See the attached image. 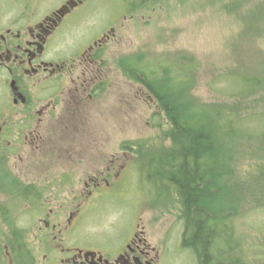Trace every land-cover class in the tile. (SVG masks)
Here are the masks:
<instances>
[{
    "label": "flooded vegetation",
    "instance_id": "1",
    "mask_svg": "<svg viewBox=\"0 0 264 264\" xmlns=\"http://www.w3.org/2000/svg\"><path fill=\"white\" fill-rule=\"evenodd\" d=\"M86 1L43 11L46 0H0V264H166L139 216L102 240L80 230L131 171L130 147L115 152V123L101 122L116 110L128 122L136 106L162 115L109 48L114 26L85 44L66 39Z\"/></svg>",
    "mask_w": 264,
    "mask_h": 264
},
{
    "label": "rangeland",
    "instance_id": "2",
    "mask_svg": "<svg viewBox=\"0 0 264 264\" xmlns=\"http://www.w3.org/2000/svg\"><path fill=\"white\" fill-rule=\"evenodd\" d=\"M64 1L46 0L42 9L54 10ZM136 1L140 0H87L74 15L77 23L67 33L66 39H77L85 44L98 38L107 26L112 25L116 37L109 48L115 52L116 59L125 57L130 69L137 71L136 76L140 79L145 70L154 74L149 79L145 78L148 85L143 84L152 98L156 96L148 87L156 92L161 87L164 91L160 92L171 98L177 94L173 89L182 86V79L189 76V89L182 87V90L187 89L184 94L186 100L192 103H187L188 106L206 107L213 111L222 105H235L241 112L249 109V112L254 110L252 113L264 111V89L250 99L232 98L222 92V75L228 74L233 67L237 70L246 64L249 73L256 71V75L264 76V0H241L238 9L230 8L236 0H147L138 7ZM257 8V16L249 15L252 9ZM187 63L191 66H186ZM163 67L167 69L163 70ZM122 80L116 77L114 82ZM130 80L135 88L140 87V82ZM112 91L117 94L115 89ZM116 115L115 120L105 119L101 123L106 131L115 123V131L112 132L115 152L122 151L124 146L130 147L125 150L130 152L131 171L128 173L127 169L122 179H114L124 184L126 192L117 190L103 194L95 203L92 215L84 217L80 230L87 236L91 234L102 240L122 225L130 228L133 216L137 214L140 220L142 216L148 218L146 229L154 232L159 240L166 264H196L192 253L181 245L180 203L177 199L164 204L156 196L153 199L154 190L147 184L144 171L148 169H144L143 161L139 164L141 155L171 146L166 136L170 129L168 120L164 113L154 114L148 105L131 108L130 122L122 120L118 123L122 115L117 110ZM192 123L196 121L192 120ZM215 137L220 142L219 133ZM221 146L220 142V149ZM259 164L256 158L248 157L238 168L245 173ZM159 184L156 185L157 191L164 192ZM249 215L251 218L238 223L237 237L243 241L242 254L250 264H264V232L252 231L245 226H254L255 222L264 220V215L257 211ZM216 217L222 218V215Z\"/></svg>",
    "mask_w": 264,
    "mask_h": 264
},
{
    "label": "trees",
    "instance_id": "3",
    "mask_svg": "<svg viewBox=\"0 0 264 264\" xmlns=\"http://www.w3.org/2000/svg\"><path fill=\"white\" fill-rule=\"evenodd\" d=\"M146 1H136V7ZM240 3L236 0L230 8L238 9ZM249 15L257 16L258 8ZM246 66L237 70L233 67L222 75V92L226 96L250 99L264 89V76L256 75V71L249 73ZM136 72L129 69L131 79L144 85H148L145 78L154 75L145 70L140 79ZM188 80L189 76L182 79L183 85L173 89L177 94L171 98L160 92L164 91L161 87L157 92L148 87L168 120L170 129L166 136L171 146L141 155L139 164L143 161L149 172L138 168L147 174L146 182L154 190L153 199L156 196L163 204L177 199L180 203L181 245L192 253L196 264H250L242 254L243 241L237 232L238 223L251 218L249 214L257 211L264 215V111L241 112L235 105H222L213 111L188 106L190 102L184 96L189 89ZM184 86L188 88L182 90ZM248 157L256 158L260 164L242 173L238 167ZM158 183L164 192L157 191ZM254 224L245 226L264 232V220Z\"/></svg>",
    "mask_w": 264,
    "mask_h": 264
},
{
    "label": "water",
    "instance_id": "4",
    "mask_svg": "<svg viewBox=\"0 0 264 264\" xmlns=\"http://www.w3.org/2000/svg\"><path fill=\"white\" fill-rule=\"evenodd\" d=\"M69 4V6L71 7L72 5H74V3H68ZM58 12H60V11H58Z\"/></svg>",
    "mask_w": 264,
    "mask_h": 264
}]
</instances>
